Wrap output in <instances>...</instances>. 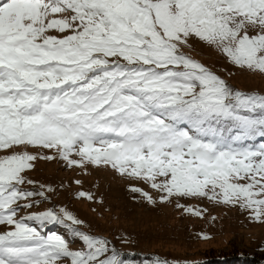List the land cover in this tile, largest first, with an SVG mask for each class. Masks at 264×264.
Wrapping results in <instances>:
<instances>
[{
	"label": "snow or ice",
	"instance_id": "1",
	"mask_svg": "<svg viewBox=\"0 0 264 264\" xmlns=\"http://www.w3.org/2000/svg\"><path fill=\"white\" fill-rule=\"evenodd\" d=\"M193 36L264 74V0H0V149L59 148L76 165L69 154L80 145L82 160L121 173L132 165L161 202L206 196L264 222V142L245 143L264 140V95L180 52ZM34 159L0 158V264H124L79 228L77 251L44 233L51 222L83 223L64 209L20 214L45 196L21 187L33 183L22 173Z\"/></svg>",
	"mask_w": 264,
	"mask_h": 264
},
{
	"label": "rangeland",
	"instance_id": "2",
	"mask_svg": "<svg viewBox=\"0 0 264 264\" xmlns=\"http://www.w3.org/2000/svg\"><path fill=\"white\" fill-rule=\"evenodd\" d=\"M65 16L68 13L54 14V18ZM47 34L62 38L71 31L60 33L50 29ZM249 34L254 33L250 31ZM179 51L210 69L233 89L264 95V74L235 65L215 45L193 36L179 47ZM262 142L264 140L256 138L245 143L258 148ZM79 147L74 146L69 154V159L80 161L76 165L63 159L59 148L13 145L0 149V158L23 152L36 157L29 162L32 168L22 173L33 183L21 187L37 193L43 191L45 196H34L33 207L21 215L53 210L62 216L60 210L64 209L83 221L80 225H72L70 221L51 222L41 229L44 233L62 236L70 250L84 248L80 237L72 231L79 228L86 234L106 239L109 249L114 248L124 262L143 253L176 264L201 259L211 250L238 249L251 255L264 254V222L254 220L248 210L206 196L173 195L161 202V197L166 194L153 189L143 176L129 175L132 165L126 166L127 171L121 173L112 164L82 160L77 154ZM164 179L158 176L156 182ZM81 192L85 196H80ZM144 193L152 197L151 202ZM187 209L201 211L203 215L195 216ZM3 230L4 226H0V231ZM61 264H70V258Z\"/></svg>",
	"mask_w": 264,
	"mask_h": 264
},
{
	"label": "trees",
	"instance_id": "3",
	"mask_svg": "<svg viewBox=\"0 0 264 264\" xmlns=\"http://www.w3.org/2000/svg\"><path fill=\"white\" fill-rule=\"evenodd\" d=\"M135 261H137V264H157V262H159V264H176L173 262L166 263L165 261L144 253L143 255H137L134 260H125L124 264H129ZM184 264H264V254L251 255L247 251L238 249L222 252L211 250L208 252V254H206V256L202 257L201 259Z\"/></svg>",
	"mask_w": 264,
	"mask_h": 264
}]
</instances>
